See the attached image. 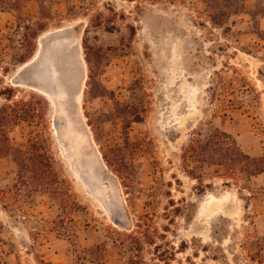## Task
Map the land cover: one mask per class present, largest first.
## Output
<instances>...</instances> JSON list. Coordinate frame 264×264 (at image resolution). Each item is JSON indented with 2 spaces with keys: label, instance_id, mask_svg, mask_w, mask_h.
Returning <instances> with one entry per match:
<instances>
[{
  "label": "rangeland",
  "instance_id": "1",
  "mask_svg": "<svg viewBox=\"0 0 264 264\" xmlns=\"http://www.w3.org/2000/svg\"><path fill=\"white\" fill-rule=\"evenodd\" d=\"M230 3L239 13L217 24L202 0H0V108L22 116L9 146L45 142L79 204L65 215L29 187L3 193L18 168L0 158V264H264V174L215 167L201 186L181 159L214 129L264 157V0ZM60 31L77 39L79 87L85 65L74 135L92 162L40 90L41 41Z\"/></svg>",
  "mask_w": 264,
  "mask_h": 264
},
{
  "label": "trees",
  "instance_id": "2",
  "mask_svg": "<svg viewBox=\"0 0 264 264\" xmlns=\"http://www.w3.org/2000/svg\"><path fill=\"white\" fill-rule=\"evenodd\" d=\"M202 1L211 11L213 22L217 24L240 11V8L232 3L228 8L221 6V0ZM211 90L213 97L215 88ZM8 92L10 95L6 99L11 101L14 89L10 88ZM24 112L23 114L28 111ZM20 121L22 116L11 105L0 108V158L13 157L18 168L13 189L3 193L12 196V190L15 189L19 193L21 187H29L33 193L48 194L57 201L63 214L69 215L75 212L79 204L74 199L66 179L61 176L47 144L43 141H29L23 150L9 146L11 129ZM181 159L185 173L197 180L201 186L204 183L205 173L215 167L224 170V178L242 180L248 184L253 177L264 174V157H252L246 154L232 135L219 129L207 134L201 131L194 133L189 144L183 149ZM204 191V189L200 190V192ZM4 209H7V204ZM97 249H102V246H98Z\"/></svg>",
  "mask_w": 264,
  "mask_h": 264
},
{
  "label": "bare ground",
  "instance_id": "3",
  "mask_svg": "<svg viewBox=\"0 0 264 264\" xmlns=\"http://www.w3.org/2000/svg\"><path fill=\"white\" fill-rule=\"evenodd\" d=\"M51 37H53V40L46 48L43 43L44 41H41L42 48L37 61L41 63V61L44 60L45 61L44 64L48 65L49 71L52 76V83H51L52 88L49 89V91L44 89H40V90L46 93L47 95H49V97H51L53 103L56 106L57 109L56 119H59L60 122L62 123V126L60 127V131H61L60 136H62L65 142L71 147V149L75 151V155L80 159H85L87 163L88 161H91L87 159L89 156H91L89 144L86 141L81 143L80 140L75 137L76 135H74L78 131L82 134L85 133L83 125L80 122L81 119L79 120V117L76 113V106H75L77 105L76 97L80 89L82 88V84L85 81V77H86L85 65L84 62L80 59L81 67L82 70L84 71V77L82 79L79 89L77 90L74 87L75 93L73 94V96H68L67 91L63 86V82H62V79L65 80V76L63 77V73H62V70H64V68L62 64L58 62L57 57L51 54L50 51L58 45L59 43L58 39L60 38L65 39V40L63 39L62 41H64L65 45H67L68 51L69 50L70 52L75 51L74 49L78 46L77 39H74L72 35L71 36L66 35L64 31H60L58 33L52 34L50 38ZM58 57L59 59L62 58L61 52L58 55ZM69 61H71V63L74 64V60H69ZM63 132H65L66 134L64 135Z\"/></svg>",
  "mask_w": 264,
  "mask_h": 264
},
{
  "label": "water",
  "instance_id": "4",
  "mask_svg": "<svg viewBox=\"0 0 264 264\" xmlns=\"http://www.w3.org/2000/svg\"><path fill=\"white\" fill-rule=\"evenodd\" d=\"M63 39L64 38L58 39L59 40L58 45L54 49H52L50 51V53L55 55L57 57L58 62L60 64H62V66L64 68V70H62L63 77L65 76V80L62 79L63 86L65 87L68 96H73V94L75 93V89H77V90L79 89L78 88L79 87V84H78L79 80L78 79H79V75L81 73H79V71L77 72L78 73L77 75H75L73 73V71H74L72 69L73 63H71V61H69V60H73V51L70 52V50L69 51L67 50L68 49L67 45H65V42L62 41ZM60 52H61L62 58L59 59L58 55L60 54ZM69 57H70V59H69ZM44 63H45L44 60L41 61L40 68L37 72V75H39L38 76L39 79L43 81V89L49 91V89L52 88V84H51L52 83V76H51V73L49 71L48 65L44 64ZM74 87H75V89H74ZM54 126H55V129L60 128L61 122L59 119H55ZM118 224H121V222Z\"/></svg>",
  "mask_w": 264,
  "mask_h": 264
}]
</instances>
